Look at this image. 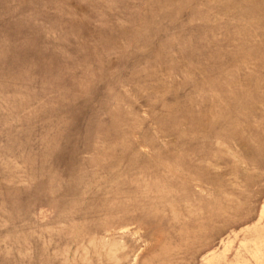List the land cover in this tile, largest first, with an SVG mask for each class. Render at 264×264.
I'll return each instance as SVG.
<instances>
[{
	"label": "rangeland",
	"instance_id": "374dc122",
	"mask_svg": "<svg viewBox=\"0 0 264 264\" xmlns=\"http://www.w3.org/2000/svg\"><path fill=\"white\" fill-rule=\"evenodd\" d=\"M0 264H264V0H0Z\"/></svg>",
	"mask_w": 264,
	"mask_h": 264
}]
</instances>
